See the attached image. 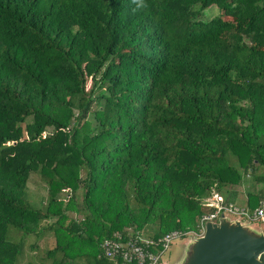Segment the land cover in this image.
<instances>
[{
  "label": "trees",
  "instance_id": "1",
  "mask_svg": "<svg viewBox=\"0 0 264 264\" xmlns=\"http://www.w3.org/2000/svg\"><path fill=\"white\" fill-rule=\"evenodd\" d=\"M144 3L0 0V264H115L114 233L264 185V0Z\"/></svg>",
  "mask_w": 264,
  "mask_h": 264
},
{
  "label": "built area",
  "instance_id": "2",
  "mask_svg": "<svg viewBox=\"0 0 264 264\" xmlns=\"http://www.w3.org/2000/svg\"><path fill=\"white\" fill-rule=\"evenodd\" d=\"M202 206L207 212L201 214L191 230H175L154 238L126 229L102 240L99 257L115 264H158L174 240L189 235L201 237L208 222L217 223L220 218H226L225 215L236 217L241 223L264 224V198L258 201L255 208L246 209L227 202L216 193L204 200Z\"/></svg>",
  "mask_w": 264,
  "mask_h": 264
},
{
  "label": "water",
  "instance_id": "3",
  "mask_svg": "<svg viewBox=\"0 0 264 264\" xmlns=\"http://www.w3.org/2000/svg\"><path fill=\"white\" fill-rule=\"evenodd\" d=\"M249 224L220 218L208 222L201 237H193L183 264H264V234Z\"/></svg>",
  "mask_w": 264,
  "mask_h": 264
},
{
  "label": "rangeland",
  "instance_id": "4",
  "mask_svg": "<svg viewBox=\"0 0 264 264\" xmlns=\"http://www.w3.org/2000/svg\"><path fill=\"white\" fill-rule=\"evenodd\" d=\"M217 14V9L216 8H210L209 10H207L205 12V18L206 19H211L213 18L215 15ZM88 84H89V81L87 82V87H88ZM29 192L30 194L32 195V197H42V198H45L46 197V188L39 184V179H38V176H33L31 178V181L29 183ZM65 196V195H63ZM66 197V196H65ZM68 198V197H67ZM66 198V199H67ZM78 205L79 207H76L77 208V212H74V207L72 206H66V205H63L64 207H61V210L63 211V214L66 215L67 217L71 218V219H74V220H77V221H83L84 217L86 215H90V212L89 211H86L84 208L85 207H82V204H81V192L78 193ZM64 204H67V201H65ZM237 206H241L240 204L236 203ZM78 211H81V213L78 214ZM112 213L108 214L107 215V218L110 220L112 219V216H111ZM225 217L227 218L228 221H236L238 220L236 217H233V216H229V215H225ZM58 220V217H55V218H51L49 219L48 221H44L42 222L41 226H50L52 225L53 223H55V221ZM103 226L105 227H109L110 226V223L107 222V220L105 219V221H101L100 222ZM157 223V222H156ZM245 224H249L248 227L250 228V230L256 234H260V233H263L264 234V224L262 223H245ZM136 226L133 225V226H129L125 229H128V230H135ZM155 228L156 225H146V227L144 228V230H142V233L144 235H147L149 236V234L147 233L146 229L147 228ZM100 229H97L94 233L98 232ZM194 242L193 240V237L191 235L189 236H186L184 238H181V239H176L174 240L171 245L169 246V248L167 249V251L162 255L161 257V260L158 264H183V262L185 261L186 259V256L189 252V246L190 244ZM26 243L28 244L29 241H26ZM45 244L49 247H52L54 245V237H53V234L51 233H47L45 234L41 240L38 242V245L40 247H45Z\"/></svg>",
  "mask_w": 264,
  "mask_h": 264
},
{
  "label": "crops",
  "instance_id": "5",
  "mask_svg": "<svg viewBox=\"0 0 264 264\" xmlns=\"http://www.w3.org/2000/svg\"><path fill=\"white\" fill-rule=\"evenodd\" d=\"M223 196L228 202L240 204L241 208L253 209L258 201L264 198V185L257 184L254 188H248L245 185L235 186L224 193Z\"/></svg>",
  "mask_w": 264,
  "mask_h": 264
},
{
  "label": "clouds",
  "instance_id": "6",
  "mask_svg": "<svg viewBox=\"0 0 264 264\" xmlns=\"http://www.w3.org/2000/svg\"><path fill=\"white\" fill-rule=\"evenodd\" d=\"M133 3L136 4L137 8L146 7L144 0H133Z\"/></svg>",
  "mask_w": 264,
  "mask_h": 264
}]
</instances>
